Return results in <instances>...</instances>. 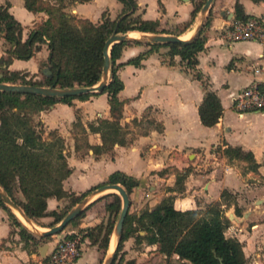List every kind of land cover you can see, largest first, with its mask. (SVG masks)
I'll use <instances>...</instances> for the list:
<instances>
[{"label":"crops","instance_id":"1","mask_svg":"<svg viewBox=\"0 0 264 264\" xmlns=\"http://www.w3.org/2000/svg\"><path fill=\"white\" fill-rule=\"evenodd\" d=\"M135 2L133 15L157 22L158 32L132 30L126 32L128 34H168L182 39L192 36L198 25L200 10L192 15V0ZM236 2L249 17L264 15L262 0H213L206 17V20L209 18L208 24L200 31L205 43L204 49L196 55L195 66L188 65L179 55L171 56L168 46H160L146 54L140 66L126 63L149 50L148 41L139 40L140 43L122 49L116 62L125 63L117 71L123 82L118 99L122 102L119 124L126 131L124 145L115 143L107 152L94 153L93 147L100 146L102 140L100 133L90 130L89 125H97L101 119L113 120L106 93L85 100L73 99L70 105L55 102L34 116L40 122L36 130L42 135L44 132L43 137L55 131L64 140L63 152L71 169L62 181L64 191L78 196L105 182L111 173L120 171L139 180L137 203L142 210L154 208L169 195L174 196V207L182 211L221 203L230 220L226 236L236 237L243 244V231L252 229L251 234L262 231L264 235V110L239 112L234 102L240 91L252 81H264L263 73L253 71V67L264 64V58H261L263 47L255 41H231L228 38L226 28L235 18ZM42 3L54 7L62 3L63 11L92 23H100L103 14L115 20L123 9L118 0H42ZM5 4L22 26V41L49 17L44 9L36 12L26 9L24 0H0V6ZM10 48L0 36V60L4 61L1 69L24 73L26 78L37 82L47 78L42 74L49 55L47 41L26 60L12 56ZM207 90L216 93L223 108L213 126H204L198 115V106ZM144 115L161 124L162 130L150 128L146 134L138 131L142 127L135 120L140 121ZM228 145L252 153L257 169H248V162L244 160H229L223 154ZM184 172H187L184 190L170 191L176 186L177 173ZM223 190L230 194L226 200L221 198ZM103 195L94 197L84 209V215L75 223H69L52 239L43 238L36 244L30 242L28 247L19 236L18 228L10 224L7 211L0 208V243L13 247L0 251V264H40L58 239L106 223L107 200L98 199ZM77 203L67 208L68 197H50L46 210L66 208L65 216ZM44 218L53 221V217ZM59 222L41 229L47 230ZM44 245L46 250L42 257L40 247ZM146 250L154 251L150 255L164 256L157 245H146ZM99 254L97 244H89L71 264H99ZM180 261L190 264L184 259Z\"/></svg>","mask_w":264,"mask_h":264},{"label":"trees","instance_id":"2","mask_svg":"<svg viewBox=\"0 0 264 264\" xmlns=\"http://www.w3.org/2000/svg\"><path fill=\"white\" fill-rule=\"evenodd\" d=\"M86 2L89 0H76ZM123 4L122 12L115 20L103 14L100 23H92L87 19L76 17L63 11L64 5L48 6L42 0H24L29 11L46 10L48 19L38 28L32 30L25 41L21 40L22 26L8 10V4L0 6V36L10 44V53L18 59H29L39 45L47 41L49 55L45 66L51 70V77L43 82L26 79V74L8 72L1 69L4 64L0 60L2 76L0 82L19 83L38 86L70 88L92 86L101 79L104 65L103 47L105 41L116 29L117 33L153 32L157 33L158 23L134 16L135 0H118ZM193 2L195 0H192ZM206 0H199L192 15L194 16ZM259 1V0H254ZM264 1V0H262ZM235 19H246L239 3H235ZM209 18L205 21L207 25ZM166 32V31H164ZM130 33V32H129ZM167 33V32H166ZM140 43L139 40H126L112 45L110 50V78L108 84L100 92H90L76 96L46 97L36 94H21L0 91V186L8 196L23 210L29 219L53 217V223L61 221L67 209L47 211V199L72 198V205L83 199L90 191L108 183H119L129 194L139 185V180L123 172L111 173L105 182L99 183L89 190L75 196L64 191L62 181L70 174L64 154V140L55 131H50L47 138L37 132L40 125L34 116L55 102L71 104L73 99L85 100L90 96L106 93L113 120L101 119L97 125L90 124V130L100 133L102 144L93 147L95 154L107 152L115 143H126V131L119 124L122 102L118 93L123 82L117 71L125 63H117L122 49L130 44ZM205 38L201 33L187 43H150V49L140 53L126 63L141 65V60L154 49L168 46L169 54L179 55L188 65L197 64L196 55L204 49ZM200 79V74H197ZM32 79V78H31ZM223 108L215 92L207 90L198 106V115L204 126L215 125L222 115ZM145 118V120H144ZM135 120L142 127V133L152 128L162 130V126L153 119ZM143 122V123H142ZM78 147V146H76ZM223 154L229 159L248 162V169L256 170L258 164L250 152H243L240 147L228 145ZM187 172L177 173L175 188L170 191L182 192ZM20 195V196H19ZM228 191L221 192L222 200L228 199ZM98 199H106L105 210L117 217L121 208V199L116 193H107ZM97 199V200H98ZM71 203V202H70ZM0 208L8 213L10 224L18 227V234L25 241V246L38 243L37 238L17 220L15 215L5 206L0 198ZM70 208V207H69ZM83 210L70 223H75L84 215ZM115 221L102 223L80 231L88 238L89 244H97L99 248H107L109 235ZM50 224V225H51ZM230 220L224 214L221 203H211L204 208L178 210L174 207V196L163 197L152 209H143L140 213H127L122 234L116 246L115 254L123 243L134 238L136 244L157 245L158 251L166 258L177 255L190 264H245L246 256L243 244L236 238L226 236L225 232ZM106 232L102 234L103 230ZM142 233V234H141ZM45 261V258L43 259ZM112 264H122L113 261ZM126 264H133L127 262Z\"/></svg>","mask_w":264,"mask_h":264},{"label":"water","instance_id":"3","mask_svg":"<svg viewBox=\"0 0 264 264\" xmlns=\"http://www.w3.org/2000/svg\"><path fill=\"white\" fill-rule=\"evenodd\" d=\"M184 2H189L190 0H182ZM213 0H206L200 9V17L198 25L193 33V35L189 39H181L176 35H168V34H148L142 33L139 37H131L128 33H117L116 29H114L113 33L108 37V39L104 43L103 47V56H104V65L102 68L101 79L98 83L92 86H81V87H70V88H58L53 86H38V85H28V84H9L6 82H0V91L6 92H14L21 94H36L46 97H66V96H76L81 94H86L90 92H100L103 88L108 84L110 78V50L113 44L126 41V40H142L148 41L151 43H187L198 36L200 33L206 17L207 13L210 9ZM264 17V15L262 16ZM42 74L46 77H51V70L46 67L42 69ZM110 192H118V196L121 199V208L117 218V221L114 226V235L116 238V244L119 241V238L122 234L123 224L125 217L129 210L130 200L129 194L119 183H108L104 184L92 191H90L83 199H81L62 219L61 221L47 230H37L33 229L27 225H25L22 221H20L23 226L32 234L38 237H47L51 235H55L60 233L75 217H77L86 206L94 199V197L103 195ZM0 198L4 202L5 206L14 214L15 210L19 211L26 219L27 217L23 210L18 206L4 191V189L0 186ZM14 212H13V210ZM15 215V214H14ZM16 217V216H15ZM19 219V218H18ZM117 246V245H116ZM46 250V245L40 247V255L44 257ZM114 250V249H113ZM116 250V249H115ZM115 251H111L107 257L105 258L103 264H112L114 261Z\"/></svg>","mask_w":264,"mask_h":264},{"label":"built area","instance_id":"4","mask_svg":"<svg viewBox=\"0 0 264 264\" xmlns=\"http://www.w3.org/2000/svg\"><path fill=\"white\" fill-rule=\"evenodd\" d=\"M231 41H255L262 45L264 58V17L233 19L226 28ZM255 74H264V64L253 67ZM235 106L239 112L264 110V81L254 80L236 96ZM89 244L81 233H72L58 239L40 264H71Z\"/></svg>","mask_w":264,"mask_h":264},{"label":"rangeland","instance_id":"5","mask_svg":"<svg viewBox=\"0 0 264 264\" xmlns=\"http://www.w3.org/2000/svg\"><path fill=\"white\" fill-rule=\"evenodd\" d=\"M198 2H199V0H195L194 6H196ZM1 76H2V72L0 71V77ZM26 79L32 80L30 77L26 78ZM6 83L19 84V83H12L11 81L6 82ZM140 130H142V129H138V131H140ZM43 135H44V132H43ZM44 137L47 138V135H45ZM136 187H134L132 189L131 193H129L130 194L129 195V197H130L129 213H131V214L137 213L138 211L139 212L142 211L141 206H139V204L137 203L139 191L136 190ZM145 192H147V190ZM110 193H116L118 195V192H110ZM68 199H69V204H68L67 208H69L72 204V201H71L72 198H68ZM13 212H14V210H13ZM14 214H15V212H14ZM118 215H119V213H118ZM118 215L115 218V216L113 214L108 213L106 216V223L110 222V221H115L114 222V226H115ZM15 216H16V214H15ZM16 218L19 221L17 216H16ZM49 219L50 218H44L43 217V218L31 219V220L34 221L35 226L43 228L44 226H47L48 224L52 223V221L49 222L50 221ZM21 225L23 226L22 223H21ZM251 230L252 229H249V231H243V233L245 234V237L243 238L244 239L243 240V247H244V252H245V256H246L245 264H264V237H263L264 235H263L262 231L261 232L257 231V232H255V234H251ZM105 232H106V229L103 230L102 234H104ZM237 233L238 232H236V234ZM231 234H234V233H231ZM53 236L54 235H51L48 237H49V239H52ZM8 239L12 245V241H11L10 237ZM114 244H115V246H114L113 251H115L116 245H117L115 243V235H114V227H113V229L109 235V241H108L107 248L104 249V248L98 247L100 249L99 260H98L99 264H103L107 255L113 249L112 247ZM12 248H13L12 246H6L5 242L0 243V251L12 250ZM152 252H154V251L146 250L145 244H143V243L142 244H136L134 238H129L123 243L121 249L119 251H117V253L114 256V260H115V262L120 261L122 264H126L127 262H133V264H187L186 262L180 261L181 259L178 257H170V258H166L164 256H162V257L157 256L156 257L154 255H150V253H152Z\"/></svg>","mask_w":264,"mask_h":264},{"label":"bare ground","instance_id":"6","mask_svg":"<svg viewBox=\"0 0 264 264\" xmlns=\"http://www.w3.org/2000/svg\"><path fill=\"white\" fill-rule=\"evenodd\" d=\"M131 37H139L141 34L140 33H131V34H129ZM191 36H189V37H186V38H184V37H182V39H189ZM15 214H16V216L19 218V220L20 221H22L25 225H27V226H29V227H31V228H33V229H37V230H42L40 227H38V226H35L34 224V221H32L31 219H29V218H25L19 211H17V210H15ZM114 240V239H113ZM115 243H116V238H115ZM114 246H115V244L113 245V249H114ZM111 248V249H112ZM113 249L111 250V251H113ZM110 251V252H111Z\"/></svg>","mask_w":264,"mask_h":264}]
</instances>
